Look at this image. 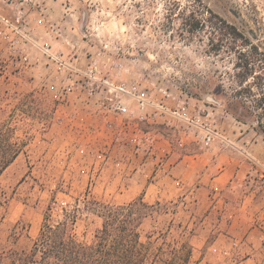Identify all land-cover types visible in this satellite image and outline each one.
I'll return each instance as SVG.
<instances>
[{"label": "rangeland", "instance_id": "rangeland-1", "mask_svg": "<svg viewBox=\"0 0 264 264\" xmlns=\"http://www.w3.org/2000/svg\"><path fill=\"white\" fill-rule=\"evenodd\" d=\"M19 9L32 26L44 20L40 33L53 52L82 68L96 61L114 80L187 100L206 109L239 148L246 137L245 145L253 140L264 149V0H0V13ZM3 47L0 120L26 112L19 134L31 141L0 179V254L28 250L45 217L62 221L65 210H78L74 234L91 241L102 220L90 203L143 198L161 204L143 226L144 240L187 229L191 264H264V218L239 217L232 227L235 207L251 191L257 188L264 201L263 151L247 182L217 191L183 170L206 152L179 150L163 128H144L149 134L131 141L130 132L90 115L77 92L63 104L45 92L46 59L38 71L17 68ZM185 155L194 158L183 162Z\"/></svg>", "mask_w": 264, "mask_h": 264}, {"label": "built area", "instance_id": "built-area-1", "mask_svg": "<svg viewBox=\"0 0 264 264\" xmlns=\"http://www.w3.org/2000/svg\"><path fill=\"white\" fill-rule=\"evenodd\" d=\"M42 26L43 19H37L32 26L21 9L11 14L0 13V42L4 45L2 51H7L8 60L17 68L38 71L43 58L46 59L50 70L44 76L40 74L44 91L49 90L58 103H67L69 96L77 92L90 115L104 120L107 125L115 124L125 135L130 132L131 141L135 143L139 134H149L144 128H163L173 132L179 150L191 146H197L203 153L216 149L239 150L238 143L213 124L206 109L160 94L136 81L114 80L103 73L96 61L82 68L69 61L62 51L53 52L51 46L43 42ZM47 80L50 84H45Z\"/></svg>", "mask_w": 264, "mask_h": 264}, {"label": "trees", "instance_id": "trees-1", "mask_svg": "<svg viewBox=\"0 0 264 264\" xmlns=\"http://www.w3.org/2000/svg\"><path fill=\"white\" fill-rule=\"evenodd\" d=\"M189 25L194 31L200 22L196 20ZM231 30L233 35H239L235 29ZM23 115L17 119L11 114L0 120V179L30 144L31 136L27 132L19 134V122L28 125L26 112ZM90 205L89 210L102 220V227L91 241L74 234L78 210L71 213L65 210L62 221L52 223L45 217L38 237L28 250L3 251L0 264H191L192 232L187 229H179L175 235L168 230L157 239L147 236L144 240L143 226L159 213L160 203L151 205L139 198L119 206L101 202ZM19 236L16 231L12 235L15 240Z\"/></svg>", "mask_w": 264, "mask_h": 264}, {"label": "crops", "instance_id": "crops-1", "mask_svg": "<svg viewBox=\"0 0 264 264\" xmlns=\"http://www.w3.org/2000/svg\"><path fill=\"white\" fill-rule=\"evenodd\" d=\"M245 139L246 137L240 139L239 151L235 153L220 152L216 149L212 152L196 155L197 159L193 161L195 163H187L185 158L194 157L185 155L183 162H186V164H184L183 170L186 178L194 179L197 177L201 183H205L217 191H223L229 185L236 184V182L243 185V182H247L253 163H261L263 158L261 151L264 152V149L262 150L261 146L253 140L247 141L248 144L245 145L242 142ZM203 157H205V162L201 164L199 161ZM258 192L257 188L254 189L235 207V214L232 215L234 218L232 227L238 224L239 217L253 218L255 221L264 218V201L261 200Z\"/></svg>", "mask_w": 264, "mask_h": 264}]
</instances>
